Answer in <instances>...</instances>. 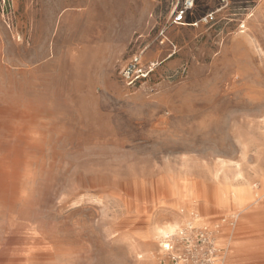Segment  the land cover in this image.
Segmentation results:
<instances>
[{
  "label": "rangeland",
  "instance_id": "rangeland-1",
  "mask_svg": "<svg viewBox=\"0 0 264 264\" xmlns=\"http://www.w3.org/2000/svg\"><path fill=\"white\" fill-rule=\"evenodd\" d=\"M182 2L0 0V264H165L195 217L264 264V0Z\"/></svg>",
  "mask_w": 264,
  "mask_h": 264
},
{
  "label": "built area",
  "instance_id": "built-area-1",
  "mask_svg": "<svg viewBox=\"0 0 264 264\" xmlns=\"http://www.w3.org/2000/svg\"><path fill=\"white\" fill-rule=\"evenodd\" d=\"M204 0H183L173 12V23L183 25L193 16L200 2ZM218 9L209 13H203L200 18L190 23L197 27L199 24L213 22L219 12L231 6L247 0H215ZM261 1V0H260ZM244 28V26H241ZM152 69L145 70L142 67L141 58L135 56L123 70V76L128 85H134L148 78ZM162 251L165 264H216L221 250L216 246L214 237L204 228H196L192 225L178 227L173 232L167 233L162 239Z\"/></svg>",
  "mask_w": 264,
  "mask_h": 264
},
{
  "label": "crops",
  "instance_id": "crops-1",
  "mask_svg": "<svg viewBox=\"0 0 264 264\" xmlns=\"http://www.w3.org/2000/svg\"><path fill=\"white\" fill-rule=\"evenodd\" d=\"M261 1H263V0H261ZM263 6H264V4H263ZM239 195H240V202H241V205H242L243 207H245V206H246V203L248 202V200H250V193H249V191H248L247 189L242 188V189L239 190ZM238 212H239V211H235V212L230 211V212H228V213L226 214V216H227V215H231V214H236V213H238ZM200 219H201V218H200ZM201 222H204V221L201 220Z\"/></svg>",
  "mask_w": 264,
  "mask_h": 264
},
{
  "label": "bare ground",
  "instance_id": "bare-ground-1",
  "mask_svg": "<svg viewBox=\"0 0 264 264\" xmlns=\"http://www.w3.org/2000/svg\"><path fill=\"white\" fill-rule=\"evenodd\" d=\"M237 215V213L236 214H231V215H227L226 217L227 218H234V216H236ZM194 224H195V226H196V228H203V227H205L203 224H204V222H201V219H200V217H195L194 218ZM189 225H191V224H189ZM221 226V225H220ZM194 227V226H193ZM227 251V250H226ZM222 259H221V257H220V259H219V261H221Z\"/></svg>",
  "mask_w": 264,
  "mask_h": 264
}]
</instances>
